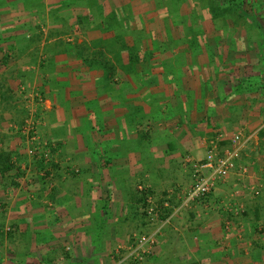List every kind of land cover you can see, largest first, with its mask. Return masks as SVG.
I'll return each instance as SVG.
<instances>
[{
    "label": "rangeland",
    "instance_id": "rangeland-1",
    "mask_svg": "<svg viewBox=\"0 0 264 264\" xmlns=\"http://www.w3.org/2000/svg\"><path fill=\"white\" fill-rule=\"evenodd\" d=\"M46 1H0V192L25 193L27 205L40 208L46 204L36 193L53 195L57 190L54 171L61 169V158L57 156L60 145L52 141L56 137L46 134L49 131L46 110L52 106L47 104V99L51 100L53 94L51 91L45 94V88L55 91L57 86L52 78L57 77L58 68L80 62L94 71L90 72V79L96 86L95 91L105 90L114 95L123 88L131 94L134 88L126 80L137 78V68L132 70L131 66L140 63L141 75L158 77L159 90L154 91L157 97L142 119L137 120V136L119 137L115 151L111 152L104 150L112 144L100 141L101 146L93 157L95 161L100 159L99 167L94 169L96 173L88 170L96 179L92 188H96V200L92 201L96 213L91 218L95 231L100 233L98 237L112 244L109 256L113 264L117 247H129L140 236H153L152 250L139 263L151 264L160 234H167L171 242L183 241V236L174 228L191 223L200 227L208 213L218 217L224 237L241 236V226L245 237L250 238L254 233L262 235L257 231L264 230V222L256 226L253 223L264 217L261 212L259 218L253 204L260 199L261 188L247 184L249 169L244 165L253 159L255 151L264 147V132L258 136L259 143L256 140L246 148V137L241 136L242 145L235 164L237 169L246 167L245 173L236 172L226 181L216 183L208 198L191 200L189 190L195 181L191 163L206 156L199 139L210 133L205 137L212 141L208 150L222 156L234 147L231 136L237 130L236 120L220 119L221 112L212 104L206 105V111L199 102L183 103L179 97L173 104L170 97L173 90L184 96L182 90L188 93L192 85L195 99L198 95L201 99L204 92L197 81H204L199 73L202 63L209 67L208 78L217 80L222 65H226L229 72L234 67L236 78L248 79L251 87L264 80V0H243V10L215 15L209 10L210 0ZM110 17L113 19L107 24ZM96 32L102 38H93ZM124 53L128 54V69L119 65ZM191 73L194 80L185 89L186 74ZM227 77L234 79L231 74ZM95 82L104 83L98 88ZM254 90L253 87L246 92ZM208 97H203V101L212 102L211 94ZM205 113L211 117L210 125L202 128L203 122L192 121L191 117L199 116L200 121ZM237 117L242 118L243 114ZM238 121L247 125L246 120ZM55 131L58 134L61 127ZM85 138L83 145L93 144L91 138ZM138 152L144 164L154 162L159 166L153 168L152 181V172L144 169L139 176L132 169L130 177L135 178L132 183L128 181L124 194L127 200L119 201L114 186L109 180V183L103 180L113 175L127 177L130 173L125 169H108L106 164L120 159L133 162ZM66 169L69 175H88L85 169L84 172L74 169L73 173ZM82 186L86 188L87 184ZM218 188L221 194H216ZM241 190L244 195L240 198ZM25 202L18 200L17 205ZM0 208L3 209L1 203ZM227 228H233L234 232L229 233ZM188 250L172 245L170 255L184 257ZM242 250L245 256L251 254L250 250Z\"/></svg>",
    "mask_w": 264,
    "mask_h": 264
},
{
    "label": "crops",
    "instance_id": "crops-1",
    "mask_svg": "<svg viewBox=\"0 0 264 264\" xmlns=\"http://www.w3.org/2000/svg\"><path fill=\"white\" fill-rule=\"evenodd\" d=\"M61 1L51 0L52 3ZM8 8L10 7L8 6ZM100 34V32H96L92 36L93 38H102ZM127 56L128 54L124 53L123 62L119 64L125 69H128L129 65ZM140 65L142 64L138 65L137 63L136 67L131 66L132 70L137 68V78L126 80V84L131 83L130 86L134 88V91L127 94L121 88L123 92L120 91L114 95L105 93V90L103 92L95 91L96 86H93L94 82L90 79V72L94 71H90L80 62L62 65L57 69V77L52 78H55L54 83L57 86L55 91L48 86L45 88V94L50 91L53 94L51 100L47 99V104L52 106L46 110V126H49V131L46 134L56 137L52 141L60 145L57 148V156L61 158L59 162L61 169L54 171L57 190L55 189L53 195L34 191L37 195H41V202L46 204V207L40 208L27 205L25 201L28 195L25 193L12 195L8 192H0V203L3 205V209L0 208V264H113L109 256L113 248L112 244L110 241L98 237L100 233L95 231L91 218V214L96 213L94 205L92 206L96 189L92 188H94L96 179L94 180L95 174H88V170H92L90 173H96L94 169L99 167L100 159L95 161L93 157H96V150L99 145L101 146L100 141H103V144L111 143L113 146L104 150L111 152L115 151L119 137L131 134L134 137L137 136L136 123L142 119L143 113L148 110L157 97L154 91L159 90L158 77L154 79L155 76L150 78L148 75H141ZM202 65L203 63L199 66V73L204 81H197L198 87H202L204 92L201 99L200 95L195 99L192 93L191 82L194 78L191 73L190 76L186 74L187 83L184 84L185 89L186 86L191 85L187 90L188 93L186 90H182L185 94L182 96V94H175V90H173L171 97L169 96L170 102L173 99L174 104L180 97L183 103L184 101H190L191 104L193 102L201 103L203 109H206V105L212 104L221 112L220 119L231 118L232 121H237L234 122L237 126L234 133L237 132L236 134L239 133L242 137H246L245 148L256 140L259 143L258 136L264 132V80L253 86L255 90L249 93L246 91L253 87L249 85L248 79L242 81L236 78L237 72L234 71V67L229 72L226 65H222V71L216 80L208 78V75H211L209 67L206 64L203 67ZM114 66L115 64H113ZM96 69L98 70V66ZM138 74L141 75L140 78L137 76ZM230 74L234 76L233 80H229L227 77ZM247 74L249 76L250 72L248 71ZM225 82H227L226 85ZM103 83L95 82L96 85L98 84V88ZM208 94H211L212 102L203 101V97H208ZM239 113L243 114L242 118L237 117ZM205 115L200 117V121L198 120L199 116H193L191 119L197 123L203 122L201 127L207 128L206 125H210L208 121L211 117L207 113ZM242 119L247 121L246 126L238 121ZM57 127H61L58 134L55 133ZM208 135L210 133L206 134V136ZM62 137H66L67 140L64 141ZM85 137H89V140L91 138L93 144L88 147L83 145L82 139H86ZM205 137L199 139V146L206 155L212 141L206 140ZM255 155L244 166H248L249 169L246 178L247 184L261 188L260 199L253 203L258 210L256 214L260 218L261 212L264 213V147L255 151ZM130 160H109L110 163H105L108 169H125L130 173L129 175L127 173V177L124 176L125 174L123 176L113 175L107 180H103V183L110 181L114 186V192L118 194L119 201L127 200L124 194L128 190L129 182L132 183L135 178L130 177L132 169H135L139 176L142 172L144 173V169L152 172L150 174L152 181L153 168L159 166L154 162L144 164L140 159V152L137 153L135 160H132L133 162ZM66 168H69L68 171L70 170L72 173L74 169L78 171L80 169L82 172L85 169L88 175L77 176L75 173L69 175L65 173ZM204 172L208 173L207 170ZM82 184H87L86 188H83ZM89 191H91L90 194H88ZM242 191L240 198L244 195ZM219 193L221 194L222 191L218 188L216 194ZM23 199L25 203L17 205V201ZM212 204L209 205L213 206ZM209 215L208 213L205 215L206 217L202 218L206 222L202 223L200 227L192 226L193 223H191L184 224L183 228H174L183 236V241L171 242L165 233L156 236L158 244L154 249L155 255L153 254L151 264H173L174 262L175 264H264V230L259 228L260 231H256L261 232L262 235L254 233L248 238L244 236V226H241V236L227 234L224 237L225 234L221 232L218 217L215 214L210 217ZM261 219V221H253V223L255 222L254 226L256 223L264 222V217ZM227 231L233 233L234 229L227 228ZM172 245H177L178 248H187V250L191 248V250H188V255L184 257H173L170 255ZM242 249L250 250L251 254L247 253L249 256H245ZM252 256H256L257 259Z\"/></svg>",
    "mask_w": 264,
    "mask_h": 264
},
{
    "label": "built area",
    "instance_id": "built-area-1",
    "mask_svg": "<svg viewBox=\"0 0 264 264\" xmlns=\"http://www.w3.org/2000/svg\"><path fill=\"white\" fill-rule=\"evenodd\" d=\"M231 137V141L234 144L233 149L225 151L222 156L209 149L204 159L191 163L195 178L194 185L189 190L191 200L208 198L216 183L226 181L236 172L240 174L246 172V167L237 169L235 164L242 145L241 135L238 133L233 134ZM205 170L208 173L204 174ZM154 242L153 236H140L129 247H117L114 250V257L116 256L114 264L141 263L149 255ZM120 252H123L122 256L118 257Z\"/></svg>",
    "mask_w": 264,
    "mask_h": 264
},
{
    "label": "trees",
    "instance_id": "trees-1",
    "mask_svg": "<svg viewBox=\"0 0 264 264\" xmlns=\"http://www.w3.org/2000/svg\"><path fill=\"white\" fill-rule=\"evenodd\" d=\"M215 2H217L218 4H216ZM243 6V0H210L209 2V10L213 15H215L217 12L228 13L241 11L243 10ZM252 16H255V13H253ZM112 19V17L108 18L107 24L108 22H111ZM104 24L106 25V21H104Z\"/></svg>",
    "mask_w": 264,
    "mask_h": 264
}]
</instances>
